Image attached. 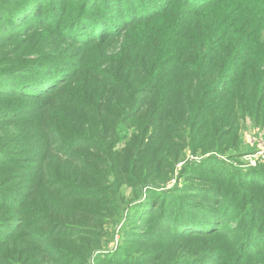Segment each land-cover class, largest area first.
<instances>
[{
    "label": "trees",
    "instance_id": "trees-1",
    "mask_svg": "<svg viewBox=\"0 0 264 264\" xmlns=\"http://www.w3.org/2000/svg\"><path fill=\"white\" fill-rule=\"evenodd\" d=\"M32 31L61 41L47 44L57 48L50 55L33 43L26 54L41 59L0 70L2 105L4 97L35 102L29 109L0 107V123L13 121L18 134L27 126L31 137L43 142L42 162L49 161V168L55 160L62 172L33 171L28 192L16 198L0 179V210L10 213L0 218V264L107 263L98 253L103 246H95L109 238L98 227L124 214L126 233L136 222L159 225L162 211L169 223L180 219L175 228L187 238L184 229L199 228L200 220L183 218L184 200L192 192L168 206L173 198L162 185L169 171L212 151L240 157L235 149L242 148L239 131L246 119L264 134V0H0V50L15 38L28 39ZM61 45L85 55L68 62L62 55L69 50ZM52 131L71 143L57 150ZM5 152L0 147V155ZM208 161L200 158L201 167L188 164L182 172L210 169ZM5 164L0 158V175ZM220 165L222 173L232 174ZM12 213L19 218L12 219ZM134 233L141 240L152 235ZM162 238L171 241L166 234ZM147 247L130 254L136 262L114 261L208 262L207 251L160 249L153 255Z\"/></svg>",
    "mask_w": 264,
    "mask_h": 264
},
{
    "label": "rangeland",
    "instance_id": "rangeland-1",
    "mask_svg": "<svg viewBox=\"0 0 264 264\" xmlns=\"http://www.w3.org/2000/svg\"><path fill=\"white\" fill-rule=\"evenodd\" d=\"M58 1L61 2V0ZM4 3L5 2L1 5H4ZM34 34L37 35L34 36ZM27 35L30 36L28 39H23V37L18 39L15 38L7 47L5 46L3 50H0V59L4 57V60L0 64V70L15 68L24 62H35L41 59L42 56L36 55L34 52L26 54V51L31 48L33 43H35V46L37 45L36 47H41L40 51H42V53L50 55L53 54L57 48L55 45L46 47L47 44L61 41V37H48L41 31L37 33L32 31ZM26 41H28L27 45H25ZM60 48L65 51L69 50L62 55V57L71 63L79 62L85 55V52L80 48L70 50L69 47L65 48L64 45H61ZM7 51H9V53H6ZM86 54L88 57V52H86ZM7 55L9 56L8 58L5 57ZM5 78L12 79L14 76H6ZM45 98L46 97L42 96L39 100H44ZM4 99L7 101V104L2 105V102H0V107L7 108L10 105L15 108L29 109L31 105L35 104V102L31 101L12 102V99L8 97H4ZM11 122L0 123L2 124L0 125V131H3L4 135L0 134V147H6L9 151L0 155V158H3L6 163H9L5 164L0 179H4L2 185H6L7 187L5 188H8L9 191L15 190L13 191V196L16 195V198L19 194L22 195L28 192L31 173L33 171L38 170L39 174H45L47 176L48 174H50L49 176H59L60 174L58 173L62 171H59L60 167H58L55 160L51 162L49 168L46 167L49 161L42 162L44 150L42 140L32 138L27 126L21 134L16 133L10 126ZM50 126L55 128L53 130H56V123L52 119H50ZM52 133V138L56 142L54 147L57 150L66 145V143H71L70 137L66 136L65 138H61L55 131H52ZM239 135L241 137L242 148H237L235 150H239L241 154L240 157L229 159L226 152L220 153L216 151L209 152L199 157L190 156L183 162H177L169 171L170 174L167 175L169 177L168 182L162 185V189L170 190L171 198H173V201H168V206L173 204L175 198L177 200L182 199L181 196L187 194V192H192V196L198 195V198L190 196L191 199H185L184 201H188V203L184 205L182 209L184 210L183 212L186 213L183 217L185 220L189 218L190 215L200 220V223H198L200 224L198 225L199 228L184 229L186 233L188 232V235L186 234L188 237L181 239L182 237L179 235L184 231L179 232L180 229L178 230L175 228L180 219H177L178 217L176 216L170 219L171 221L169 223L168 219L161 218L162 211H159V225L156 223L143 224L136 222L133 230L130 233H126L124 231V214L119 221L112 224L106 222V225L98 227L101 228L102 234L107 235L106 238H109V241L104 238L105 241L100 243L102 240L100 239L95 247L103 246V250L98 251V253L101 254L100 257L102 260L107 259L108 262L96 263L89 261L88 264H122L114 261L117 259L123 261L126 259L129 260L128 262H136L138 259L132 257L130 254L141 251L139 248L145 245L149 246L145 252L153 255L160 249L164 251L169 250L171 254L173 252L187 253L188 251H193L197 253V255H202L204 251H207L209 252L207 255L208 262L203 264H264V186H262L264 185V134L262 130L253 126V124L246 119L239 131ZM32 150L34 151L32 152ZM200 158L201 160H210L205 165L210 169H191L184 175L182 169L188 164L200 166L196 165V162H198ZM220 163L230 168L233 171L232 174L228 172L222 173L223 170L222 167H220L222 166ZM43 168H45V170ZM62 168L64 171L65 168ZM247 170L257 171L259 174L256 173L244 176L235 175L238 171L245 172ZM46 179L48 178L45 177V180ZM253 180L255 184L259 185L253 184ZM8 181L9 183H7ZM11 181L13 183H10ZM9 193H4V195L10 196ZM203 196L207 198L206 201ZM5 200L6 199H3L2 201ZM165 202L167 203V201ZM201 204L209 206L208 210H202ZM162 205L164 206V202ZM166 211L167 216H169L171 213L167 208ZM142 213H144V209ZM9 214L10 213L6 211L0 210V218L8 216ZM18 216L20 215L12 213V219L19 218ZM166 223H168L170 228L162 227V225ZM150 227H155L157 230H162V232L158 231L157 233H153L149 229ZM172 227L173 230L171 229ZM52 228V230L55 229L54 227ZM60 229L57 230L59 231ZM202 229L208 233H194ZM134 232H144L145 234L149 233L152 235H150L147 240H141L138 236H135L138 233ZM164 234L168 237L170 236L171 241H167V238H162ZM41 237L42 236H38V239H41ZM135 240L138 242L137 244H134ZM63 243H65V241H63ZM62 251L64 252V250ZM95 256L96 255H94V257ZM145 258L147 261H150L153 256ZM167 261L168 258H163L158 264H164V262L166 263Z\"/></svg>",
    "mask_w": 264,
    "mask_h": 264
}]
</instances>
